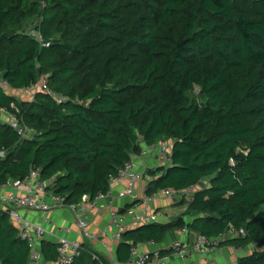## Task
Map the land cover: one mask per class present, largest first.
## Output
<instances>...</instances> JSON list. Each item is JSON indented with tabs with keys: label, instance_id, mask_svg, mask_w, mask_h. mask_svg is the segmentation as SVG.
Here are the masks:
<instances>
[{
	"label": "trees",
	"instance_id": "16d2710c",
	"mask_svg": "<svg viewBox=\"0 0 264 264\" xmlns=\"http://www.w3.org/2000/svg\"><path fill=\"white\" fill-rule=\"evenodd\" d=\"M43 77L67 99H18L0 83V108L35 131L22 138L0 119V186L37 168L77 203L172 141L171 164L145 170L146 194L207 184L170 220L126 228L118 261L176 229L219 237L233 227L222 243L258 247L235 264H264V0H0V80L22 89ZM58 247L39 243L52 264ZM32 248L0 208L1 263L30 264ZM109 263L84 242L71 264Z\"/></svg>",
	"mask_w": 264,
	"mask_h": 264
},
{
	"label": "built area",
	"instance_id": "2783aa9c",
	"mask_svg": "<svg viewBox=\"0 0 264 264\" xmlns=\"http://www.w3.org/2000/svg\"><path fill=\"white\" fill-rule=\"evenodd\" d=\"M27 34L36 37L42 43L43 37L38 28L34 26L30 27L27 30ZM0 83L4 88L9 86L5 80H0ZM21 91L24 95L30 97H34L39 91H44L55 98L57 102H63L67 99L64 95L53 91L47 86L46 77H43L35 84L22 88ZM0 111L7 112L9 118L5 122L10 123L17 129L22 138L32 137L34 135L35 131L25 125L16 112L10 111L7 108H0ZM172 150V141H162L151 148H144L140 155H134L127 161L119 169L118 174L109 177L110 187L106 192L101 191L94 198H91L89 195H84L82 200L77 203H68L65 197L49 191L47 189L50 185L49 181L41 178L40 170L37 168H31L25 179L8 180L0 186L1 188L11 189L7 193L0 194V208L9 211L10 221L18 228L19 235L32 245L30 264H52L43 258L39 249V243L45 238L48 231L44 224L34 223L26 219L23 211L50 212L58 208H67L73 213L74 218L86 238L98 241L113 237L119 241L122 238L123 231L127 228V224L125 215L121 214L116 208H113L116 197L130 198L134 202V205L139 204L141 206L142 209L140 211H137L134 205L126 209V214L130 215L136 223L164 221V215L149 205L155 202L156 199L164 198L173 201L184 198L189 203L192 200V194L195 190L207 184L205 180L183 190L164 188L154 195L146 194V183H142L144 184L142 185L143 187L139 188L140 182L146 177L145 172L139 168V162L151 151L155 153L158 165L167 167L172 161ZM0 155H3V152H0ZM116 186H119L118 189ZM107 206L111 207V211L105 228L100 231H91L88 228L90 213ZM182 229L185 231L187 228ZM59 230L67 231L66 228H59ZM242 234L245 233L242 231ZM235 235H238V232L231 227L219 237H207L202 234H196L192 241L176 239L168 247L169 252L165 254H161L159 250H143L140 244H136L131 248V258L128 263L167 264L172 258L189 259L196 254H205L207 256L200 258V262H192L191 264H217L211 252L220 247L225 239ZM58 243L59 258L56 264H71L74 257L81 254L82 243L72 241L65 236L59 237ZM232 247L239 253L251 252L258 248L255 243L244 246L232 245ZM235 263L236 260L229 264Z\"/></svg>",
	"mask_w": 264,
	"mask_h": 264
},
{
	"label": "crops",
	"instance_id": "0c3cea01",
	"mask_svg": "<svg viewBox=\"0 0 264 264\" xmlns=\"http://www.w3.org/2000/svg\"><path fill=\"white\" fill-rule=\"evenodd\" d=\"M6 91L15 95L18 99H27V100H33V97L26 96L22 93V89H13L10 86H6ZM14 91V92H13ZM8 114L7 112L0 111V119L2 121L8 120ZM155 153L151 152L144 158L143 161L139 162V168L140 170L144 171L148 168H156L158 165L157 158H155ZM150 176H146L144 180H142L139 184V188H142L144 184L146 183V180L149 179ZM119 186H116L118 189ZM9 188H1L0 187V194L9 192ZM142 191V190H141ZM180 203V199L176 200H169V199H156L155 202L150 203V207L156 208L161 214L164 215L163 220L168 221L172 217H175L179 214H181L185 209L186 206L181 211L173 210V212L170 210L168 211V207L175 206ZM134 202L130 198H118L116 197L114 199V206L113 208H116L121 214L125 215L126 217V224L127 228H131L136 226V222L134 219L126 214V209L133 206ZM135 209L137 211H140L142 208L139 204L134 205ZM110 211L111 207H103L99 210L92 211L90 213V216L88 218V228L91 231H100L103 230L106 226L107 221L110 217ZM23 215L26 219H28L31 222L44 224L47 228V234L45 236V239L50 240L52 242L58 243L59 237L65 236L68 237L72 241H76L79 243H90L92 247L99 251L100 253L104 254L111 263L113 264H130L128 262H119L116 257V249L118 241L115 240L113 237L110 238H104L103 240H93L86 238L76 219L73 216V213L67 209V208H58L54 211L50 212H41V211H32V212H26L23 211ZM59 228H66L67 231H60ZM197 233L193 232L190 229H186L185 231L183 229H176L174 231H171L163 243H155V242H148L144 244H140L141 248L143 250L147 251H156L160 249H166L171 246L174 240L176 239H182V240H190L192 241ZM212 256L215 257L217 264H229L238 259V257L242 254L239 252H236L232 245L230 244H224L221 243V246L215 249L213 252H211ZM207 255H193L189 259H183V258H172L169 260L167 264H191L192 262H200V258L205 257ZM0 264L1 261H0Z\"/></svg>",
	"mask_w": 264,
	"mask_h": 264
},
{
	"label": "rangeland",
	"instance_id": "374dc122",
	"mask_svg": "<svg viewBox=\"0 0 264 264\" xmlns=\"http://www.w3.org/2000/svg\"><path fill=\"white\" fill-rule=\"evenodd\" d=\"M14 92V91H13ZM156 158V157H155ZM144 160V158L142 159V161ZM184 206H186V205H182V204H177V205H175V206H171V207H168L167 209H168V211H169V214H171L170 213V210L173 212V210H176V211H181L183 208H184Z\"/></svg>",
	"mask_w": 264,
	"mask_h": 264
}]
</instances>
